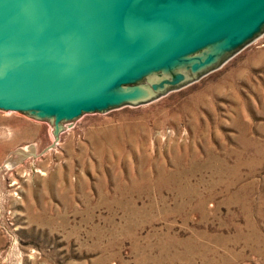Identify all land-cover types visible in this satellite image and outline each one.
I'll return each instance as SVG.
<instances>
[{"label": "rangeland", "instance_id": "374dc122", "mask_svg": "<svg viewBox=\"0 0 264 264\" xmlns=\"http://www.w3.org/2000/svg\"><path fill=\"white\" fill-rule=\"evenodd\" d=\"M0 264H264V32L58 136L0 109Z\"/></svg>", "mask_w": 264, "mask_h": 264}, {"label": "water", "instance_id": "95a60500", "mask_svg": "<svg viewBox=\"0 0 264 264\" xmlns=\"http://www.w3.org/2000/svg\"><path fill=\"white\" fill-rule=\"evenodd\" d=\"M263 32L264 0H0V109L58 136L196 81Z\"/></svg>", "mask_w": 264, "mask_h": 264}, {"label": "bare ground", "instance_id": "6f19581e", "mask_svg": "<svg viewBox=\"0 0 264 264\" xmlns=\"http://www.w3.org/2000/svg\"><path fill=\"white\" fill-rule=\"evenodd\" d=\"M26 150H29V149H27V147H26V149L24 148V151H26ZM23 154V153H22ZM21 155V154H20ZM20 155L18 154L16 157L18 158V157H20Z\"/></svg>", "mask_w": 264, "mask_h": 264}]
</instances>
